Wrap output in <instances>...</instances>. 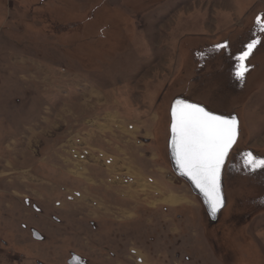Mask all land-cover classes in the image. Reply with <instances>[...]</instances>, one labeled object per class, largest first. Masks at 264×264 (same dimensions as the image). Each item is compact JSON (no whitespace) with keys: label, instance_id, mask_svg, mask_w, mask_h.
Returning a JSON list of instances; mask_svg holds the SVG:
<instances>
[{"label":"rangeland","instance_id":"374dc122","mask_svg":"<svg viewBox=\"0 0 264 264\" xmlns=\"http://www.w3.org/2000/svg\"><path fill=\"white\" fill-rule=\"evenodd\" d=\"M177 98L239 121L211 227L168 160ZM247 153L264 158V0H0V264H264Z\"/></svg>","mask_w":264,"mask_h":264},{"label":"snow or ice","instance_id":"6c2138e0","mask_svg":"<svg viewBox=\"0 0 264 264\" xmlns=\"http://www.w3.org/2000/svg\"><path fill=\"white\" fill-rule=\"evenodd\" d=\"M260 23V18H257ZM259 41L247 44V51L236 57L234 75L242 80L248 71L244 61ZM227 48V45H220ZM172 147L175 152L177 167L182 175L188 177L202 193L212 215L223 206L220 190V172L226 157L237 141L238 120L235 116L215 114L205 107L177 99L171 108ZM250 169L264 168V158L246 154Z\"/></svg>","mask_w":264,"mask_h":264},{"label":"flooded vegetation","instance_id":"af4514ba","mask_svg":"<svg viewBox=\"0 0 264 264\" xmlns=\"http://www.w3.org/2000/svg\"><path fill=\"white\" fill-rule=\"evenodd\" d=\"M213 113H214V112H213ZM168 138H169V137H168ZM166 150H167V154H168V160H169V162H170V164H171V166H172V168H173V170H174L173 173H174L177 177H179V173H180V171L177 170V166L173 163V161H174L173 158H174V157L172 156L171 150H170V148H169V139L166 140ZM223 167H224V166H223ZM222 172H223V168H222V171H221V177H222ZM191 190H192V189H191ZM197 197H198V196H197ZM206 212H207V211H206ZM206 217H207L208 226H209V227L213 226V223H215L216 219H212V218L209 216L208 213L206 214ZM139 254H141V252H139L138 250H130V251H129V255H130L131 257L136 256V257H134V258H135V262L138 263V264H142L143 261H144V258H143V257H140ZM141 255H142V254H141ZM138 256H139V257H138ZM175 257H176V259H178L180 256H179V255H176ZM185 259H187V258L184 257V260H185ZM181 261H182V259H181ZM66 263H67V264H88V261H87L86 258H84L83 256H81L80 254L71 253V254L69 255V257L66 259ZM175 264H177V263H175Z\"/></svg>","mask_w":264,"mask_h":264},{"label":"water","instance_id":"95a60500","mask_svg":"<svg viewBox=\"0 0 264 264\" xmlns=\"http://www.w3.org/2000/svg\"><path fill=\"white\" fill-rule=\"evenodd\" d=\"M177 99H181V98H177ZM177 99H175V100H177ZM175 100L171 103V105H170V110H169V116H170V126H169V148H170V150H171V153H172V156L174 157L173 159H174V161H173V163L177 166V164H176V159H175V152H174V149H173V147H172V139H173V136H172V131H171V124H172V116H171V108H172V105H173V103L175 102ZM189 102V101H188ZM190 103H193V102H190ZM197 104V103H196ZM200 105V104H199ZM202 106V105H201ZM204 107V106H203ZM234 116V115H233ZM236 117V116H235ZM237 118V117H236ZM237 120H238V118H237ZM238 125H239V121H238ZM238 138V137H237ZM234 146V145H233ZM233 148V147H232ZM231 148V149H232ZM231 151V150H230ZM230 151H229V153H230ZM229 153H228V155H229ZM228 155H227V157H226V160H227V158H228ZM226 160H225V162H226ZM225 164V163H224ZM224 166V165H223ZM223 168V167H222ZM177 170H179L180 171V169L177 167ZM221 171H222V169H221ZM221 173V172H220ZM179 177H181L182 179H184L186 182H187V184L190 186V188L192 189V191H193V193L195 194V195H197L198 197H199V199L201 200V202H202V205L204 206V208L206 209V211H207V213L209 214V216L212 218V219H216V217L218 216V214L221 212V210L223 209V207L215 214V215H212V213H211V210H210V208H209V206H208V204L206 203V201H205V199H204V197H203V195H202V193H200V191H199V189L198 188H196L195 187V185L192 183V181L190 180V179H188V177H186V176H184V175H182V173H181V171H180V173H179ZM220 190H221V194H222V197H223V200H224V196H223V191H222V186H221V183H220ZM224 204H225V200H224Z\"/></svg>","mask_w":264,"mask_h":264},{"label":"bare ground","instance_id":"6f19581e","mask_svg":"<svg viewBox=\"0 0 264 264\" xmlns=\"http://www.w3.org/2000/svg\"><path fill=\"white\" fill-rule=\"evenodd\" d=\"M207 110V109H206ZM170 117V116H169ZM170 126V125H169ZM238 130H239V125H238ZM170 133V132H169ZM220 175H221V173H220Z\"/></svg>","mask_w":264,"mask_h":264}]
</instances>
